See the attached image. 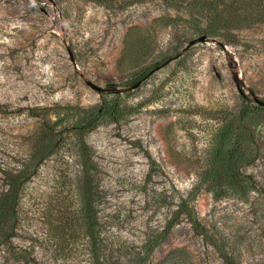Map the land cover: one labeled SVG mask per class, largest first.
<instances>
[{
  "label": "rangeland",
  "instance_id": "rangeland-1",
  "mask_svg": "<svg viewBox=\"0 0 264 264\" xmlns=\"http://www.w3.org/2000/svg\"><path fill=\"white\" fill-rule=\"evenodd\" d=\"M232 1L0 0V264H138L164 232L140 264H264V115L247 192L223 161L264 100V23L217 30L209 10Z\"/></svg>",
  "mask_w": 264,
  "mask_h": 264
},
{
  "label": "trees",
  "instance_id": "trees-1",
  "mask_svg": "<svg viewBox=\"0 0 264 264\" xmlns=\"http://www.w3.org/2000/svg\"><path fill=\"white\" fill-rule=\"evenodd\" d=\"M233 3L226 4L223 8L219 9L218 7L209 10L210 18L209 20L216 25V29H226L227 26L234 27L237 21L244 20L249 22L260 21L264 23V0H236L232 1ZM238 2V4H234ZM213 24H210V26ZM209 26L206 25L207 29ZM208 30L207 32H209ZM264 100L259 103L246 102L243 109V114L246 118V124H244L245 133L243 142H238L237 140L225 151L223 156V161L225 166L229 169V177H232L237 180L241 187L245 188L247 192L252 186L250 180L247 177L240 175L238 165L241 162L250 161L252 158L257 155L258 150L252 145L255 141L254 134L252 132L253 127L258 126L262 122V117L264 115ZM100 116V112L96 111L94 114H90L86 120V128L90 129L94 127ZM262 125V124H260ZM261 127V126H259ZM39 151V150H38ZM36 150L30 154L25 161H23L19 168L16 169L15 173L9 176L8 178V189L5 192L6 200L4 203L9 200H15L19 192L23 187L25 181L34 173L33 161L38 155ZM221 155V152H218V156ZM189 197H184L181 199L178 204V212H184V215L192 223L195 228L201 227V223L194 214L192 208L188 204ZM4 209V210H3ZM0 210V230L3 229L4 223L6 224L7 217L9 215V209L7 207ZM81 212L84 215L83 227L84 232L88 238L96 239L97 234L95 233L94 227V210L93 203L91 200H85L81 206ZM166 232L162 234L160 238L148 237L146 241L140 246V251L142 254L139 258L138 264L143 262L154 247L161 241L162 237ZM224 257L232 262V258L227 254H224ZM97 264H106L104 258L95 261Z\"/></svg>",
  "mask_w": 264,
  "mask_h": 264
},
{
  "label": "water",
  "instance_id": "water-1",
  "mask_svg": "<svg viewBox=\"0 0 264 264\" xmlns=\"http://www.w3.org/2000/svg\"><path fill=\"white\" fill-rule=\"evenodd\" d=\"M205 37H206V35L203 34V35L198 36L197 38L191 40L190 43H193L194 41L203 40V39H205ZM190 43H189V44H190ZM70 58H71V59H74V55H73L71 52H70ZM141 80H142V79H139V80L133 82L132 86H136V85H138V84L141 82ZM90 84L93 85V86L96 87V88H100L99 86H96V85H94V84L91 83V82H90ZM263 103H264V101H263Z\"/></svg>",
  "mask_w": 264,
  "mask_h": 264
}]
</instances>
